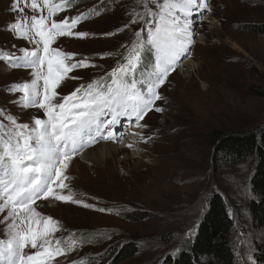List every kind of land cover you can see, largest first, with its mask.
<instances>
[{
  "label": "rangeland",
  "instance_id": "obj_1",
  "mask_svg": "<svg viewBox=\"0 0 264 264\" xmlns=\"http://www.w3.org/2000/svg\"><path fill=\"white\" fill-rule=\"evenodd\" d=\"M107 1L109 7L100 14ZM207 5L194 25L189 55L159 90L163 99L154 107L163 111L149 113L142 122L147 127H136L123 139L96 142L70 162L65 183L77 198L112 211L85 209L52 198L36 202L38 212L59 222L53 239H61L62 246L73 241L72 236L85 240L93 231L100 233L94 244L77 243L74 251L59 256L54 264L75 260L81 264L87 256V264H165L186 241L194 240L213 192L225 199L234 219L236 264H256V241L264 236L253 229L249 209L255 197L251 188L255 159L236 165L225 162L210 144L209 134L248 131L264 124V36L247 31V26L264 24V0H208ZM13 7L14 0H0V49L19 55L20 48L30 45L9 30L19 16ZM149 7L155 10L154 5ZM133 10L143 11L138 0H76L54 17L94 14L74 29L90 33L89 37H60L53 45L80 59L89 57L96 65L71 73L57 89L61 96L106 76L121 61L124 46L143 26L130 24ZM32 14L25 9V15ZM108 33L112 35H104ZM31 72L0 60V109L30 126L34 118H45L43 110L13 103L21 94L8 89L30 81ZM112 144L117 148L113 154L97 157L96 151L87 157L100 146ZM131 213L145 218L133 220ZM6 216L7 210L0 213L3 240L8 239ZM129 242L137 244L138 253L119 262L114 252Z\"/></svg>",
  "mask_w": 264,
  "mask_h": 264
},
{
  "label": "snow or ice",
  "instance_id": "obj_2",
  "mask_svg": "<svg viewBox=\"0 0 264 264\" xmlns=\"http://www.w3.org/2000/svg\"><path fill=\"white\" fill-rule=\"evenodd\" d=\"M75 3L14 0L13 10L19 16L9 30L30 47L20 48L19 55L0 50V60L13 68L31 69L32 79L14 84L8 91L21 94L13 103L41 109L45 118H34L31 126L11 116L9 124L0 120V213L7 210L3 223L8 235L7 240L0 239V264H53L56 257L79 246L76 241L62 246L61 239H53L60 230L59 222L36 210L38 200L52 198L85 209L112 211L77 198L65 183L70 162L93 143L120 139L123 133L116 132V128L121 118H126L128 124L134 120L135 127H147L141 121L148 112L163 111L154 107L163 99L158 89L194 43L190 18L208 7L204 0H138L143 11L133 10L130 24L143 26L135 31L132 43L124 46L121 61L106 77L61 96L57 89L69 73L96 67L89 57L75 60L77 54L53 47L60 37L91 35L74 31L90 12L54 18ZM26 8L33 13L31 16L25 15ZM149 53L154 60L148 59ZM25 248L36 251L28 254Z\"/></svg>",
  "mask_w": 264,
  "mask_h": 264
},
{
  "label": "trees",
  "instance_id": "obj_3",
  "mask_svg": "<svg viewBox=\"0 0 264 264\" xmlns=\"http://www.w3.org/2000/svg\"><path fill=\"white\" fill-rule=\"evenodd\" d=\"M106 5L99 11L100 14L109 7V1ZM92 12L90 11L89 17L94 15ZM247 31L264 36V24L247 26ZM209 139L218 155L227 163L236 165L250 158L255 159V171L251 179L252 193L255 197L251 200L249 209L253 229L262 231L264 236V124L252 130L235 133L214 131L209 134ZM228 208L225 199L217 192H213L196 237L194 240L186 241L178 254L168 256L165 264H236L232 244L234 219ZM132 214L129 218L136 221L145 218L140 213ZM99 235L100 233L93 231L86 237L87 239L78 240L82 243L91 241L89 243L91 245L99 240ZM137 253V244L129 242L119 245L114 255L121 262L134 258ZM89 259V256L84 257L81 264H87ZM255 259L256 264H264V237L256 241Z\"/></svg>",
  "mask_w": 264,
  "mask_h": 264
},
{
  "label": "bare ground",
  "instance_id": "obj_4",
  "mask_svg": "<svg viewBox=\"0 0 264 264\" xmlns=\"http://www.w3.org/2000/svg\"><path fill=\"white\" fill-rule=\"evenodd\" d=\"M131 4V3H130ZM183 59V57H181V60ZM180 60V61H181ZM128 124H123L122 126H121V128L117 131L118 133H123V135H127L128 134V132H127V129H128ZM132 132H134L133 130H131ZM133 134V133H132ZM122 135V136H123ZM117 151V148L115 147V145H110V146H105V145H103V146H100V148L99 149H96V150H93V151H91V150H89V151H91L89 154H87V152H89V151H87L86 153H85V155L87 154V157H89V156H91L92 154L94 155V153L96 152V154H97V157H99V156H101V155H104V154H113V152L114 151ZM115 151V152H116Z\"/></svg>",
  "mask_w": 264,
  "mask_h": 264
}]
</instances>
